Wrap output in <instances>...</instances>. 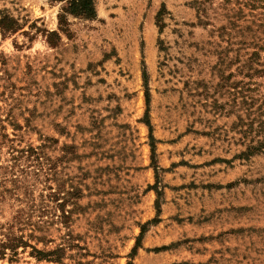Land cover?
<instances>
[{"label":"rangeland","instance_id":"374dc122","mask_svg":"<svg viewBox=\"0 0 264 264\" xmlns=\"http://www.w3.org/2000/svg\"><path fill=\"white\" fill-rule=\"evenodd\" d=\"M64 2L0 0L23 27L0 33V83L26 140H58L50 184L78 192L64 263L264 264V152L245 154L238 120L249 94L264 98L249 62L259 50L264 70V5L230 21L192 0H96L53 47L41 30L58 29Z\"/></svg>","mask_w":264,"mask_h":264},{"label":"trees","instance_id":"16d2710c","mask_svg":"<svg viewBox=\"0 0 264 264\" xmlns=\"http://www.w3.org/2000/svg\"><path fill=\"white\" fill-rule=\"evenodd\" d=\"M192 1L200 16L209 17V3L215 13L230 21L233 17L245 16L246 11L249 16L255 15L257 9L264 5V0H220L219 7L216 8V0ZM64 3L58 14V29L41 30L47 43L53 47L58 45L61 32L67 31L69 16L85 19L97 16L96 0H65ZM21 30L23 27L17 18L8 12L0 11V33L3 37ZM24 32L27 33L25 30ZM254 45L262 49L258 43ZM259 57V50L251 52V75L264 72L253 65ZM0 80H4L3 75H0ZM0 88V260L19 262L20 256L27 253L36 260V264L42 261L65 264V258L70 256L69 251L79 247L74 242L71 225L73 214L80 205L69 197L71 194H78L77 189L63 192L61 186L58 191L53 188L50 183L56 174L57 161L51 155V148L58 140L47 137L38 145L26 140L24 127L16 121L13 112L12 101H15V97L12 90L9 91V87L1 83ZM247 99V123L245 124L242 117H238V120L247 126L244 133L251 134V143L245 154L252 156L264 152V98H257L251 93ZM146 100L148 103L149 94ZM7 105L9 108L6 109ZM146 124L151 130L148 120ZM9 126L12 127V132H9ZM255 135H261V139L255 142ZM150 137L154 154L156 140L152 134ZM62 151L76 155L72 145L65 144ZM43 183L49 190L47 194L38 190L39 185ZM143 232L142 227V234ZM132 263L129 261L127 264Z\"/></svg>","mask_w":264,"mask_h":264}]
</instances>
